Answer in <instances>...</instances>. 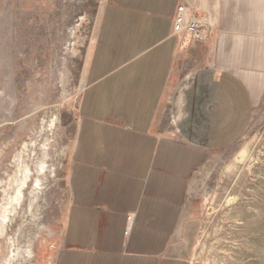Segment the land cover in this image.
Segmentation results:
<instances>
[{
	"label": "crops",
	"instance_id": "0c3cea01",
	"mask_svg": "<svg viewBox=\"0 0 264 264\" xmlns=\"http://www.w3.org/2000/svg\"><path fill=\"white\" fill-rule=\"evenodd\" d=\"M102 10L55 264H183L203 147L244 131L264 82V0H108ZM182 11L207 21L205 38L172 33Z\"/></svg>",
	"mask_w": 264,
	"mask_h": 264
},
{
	"label": "rangeland",
	"instance_id": "374dc122",
	"mask_svg": "<svg viewBox=\"0 0 264 264\" xmlns=\"http://www.w3.org/2000/svg\"><path fill=\"white\" fill-rule=\"evenodd\" d=\"M107 1L0 0V264L56 263ZM203 148L183 264H264V82L244 131Z\"/></svg>",
	"mask_w": 264,
	"mask_h": 264
},
{
	"label": "built area",
	"instance_id": "2783aa9c",
	"mask_svg": "<svg viewBox=\"0 0 264 264\" xmlns=\"http://www.w3.org/2000/svg\"><path fill=\"white\" fill-rule=\"evenodd\" d=\"M209 24L195 13L182 11L173 20L172 33L177 37L186 36L190 41H199L207 36Z\"/></svg>",
	"mask_w": 264,
	"mask_h": 264
},
{
	"label": "bare ground",
	"instance_id": "6f19581e",
	"mask_svg": "<svg viewBox=\"0 0 264 264\" xmlns=\"http://www.w3.org/2000/svg\"><path fill=\"white\" fill-rule=\"evenodd\" d=\"M20 192V191H19Z\"/></svg>",
	"mask_w": 264,
	"mask_h": 264
}]
</instances>
